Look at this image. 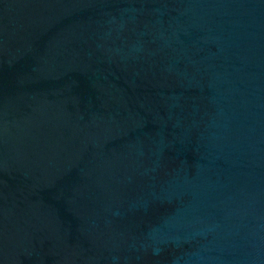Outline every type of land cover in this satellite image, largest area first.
<instances>
[{"label": "water", "instance_id": "95a60500", "mask_svg": "<svg viewBox=\"0 0 264 264\" xmlns=\"http://www.w3.org/2000/svg\"><path fill=\"white\" fill-rule=\"evenodd\" d=\"M0 264H264V0H0Z\"/></svg>", "mask_w": 264, "mask_h": 264}]
</instances>
